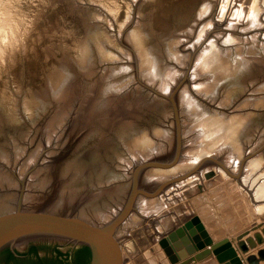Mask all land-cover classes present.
Returning <instances> with one entry per match:
<instances>
[{
  "label": "rangeland",
  "instance_id": "obj_1",
  "mask_svg": "<svg viewBox=\"0 0 264 264\" xmlns=\"http://www.w3.org/2000/svg\"><path fill=\"white\" fill-rule=\"evenodd\" d=\"M134 175L147 262L264 247V0H0V188L112 219Z\"/></svg>",
  "mask_w": 264,
  "mask_h": 264
},
{
  "label": "water",
  "instance_id": "obj_2",
  "mask_svg": "<svg viewBox=\"0 0 264 264\" xmlns=\"http://www.w3.org/2000/svg\"><path fill=\"white\" fill-rule=\"evenodd\" d=\"M137 178L134 175L124 208L112 219L51 200L24 188V181L22 187L0 188V264H75L81 245L89 247L91 264H157V259L147 262L130 233L120 227L136 196L145 194L138 190ZM185 227L196 245L185 228L169 233L159 241L164 251L158 254L160 264H192L212 252L221 264H243L228 239L214 243L205 230L199 235L190 222ZM240 246L244 249L242 242ZM198 249L204 252L197 254Z\"/></svg>",
  "mask_w": 264,
  "mask_h": 264
},
{
  "label": "crops",
  "instance_id": "obj_3",
  "mask_svg": "<svg viewBox=\"0 0 264 264\" xmlns=\"http://www.w3.org/2000/svg\"><path fill=\"white\" fill-rule=\"evenodd\" d=\"M209 230L210 229L208 227V232H210V237L212 238L214 243L219 242L223 239H228L229 241H232L231 237H229L225 232H223L222 235H216L215 233H214V235L213 234L211 235V230L210 231ZM207 248H210V246H207L206 249ZM235 250L237 252V256L242 259L243 264H264V247L254 249V250L252 249L251 251H249L250 253L247 255H243L236 248H235ZM201 252H204V251L198 250L197 254H199ZM192 264H221V263L218 261L216 255L213 254V252H212L208 255H205L202 258V261H200V260L194 261Z\"/></svg>",
  "mask_w": 264,
  "mask_h": 264
},
{
  "label": "trees",
  "instance_id": "obj_4",
  "mask_svg": "<svg viewBox=\"0 0 264 264\" xmlns=\"http://www.w3.org/2000/svg\"><path fill=\"white\" fill-rule=\"evenodd\" d=\"M79 251H80V253L83 254V256H84V258H85V259L83 260L82 264H90L91 253H90L89 248H87V247H81ZM9 256H10L11 258H14V257H13L14 254H13L12 252H10V251H9Z\"/></svg>",
  "mask_w": 264,
  "mask_h": 264
},
{
  "label": "flooded vegetation",
  "instance_id": "obj_5",
  "mask_svg": "<svg viewBox=\"0 0 264 264\" xmlns=\"http://www.w3.org/2000/svg\"><path fill=\"white\" fill-rule=\"evenodd\" d=\"M81 247H87V246H82L81 245ZM87 248H89V247H87ZM90 250V249H89ZM90 253H91V251H90ZM85 258H84V256H83V254H78V256L76 257V259H74L75 260V264H82V262H83V260H84ZM90 264H91V259H90Z\"/></svg>",
  "mask_w": 264,
  "mask_h": 264
},
{
  "label": "bare ground",
  "instance_id": "obj_6",
  "mask_svg": "<svg viewBox=\"0 0 264 264\" xmlns=\"http://www.w3.org/2000/svg\"><path fill=\"white\" fill-rule=\"evenodd\" d=\"M103 217V216H102ZM104 218V217H103ZM106 219V218H105Z\"/></svg>",
  "mask_w": 264,
  "mask_h": 264
}]
</instances>
